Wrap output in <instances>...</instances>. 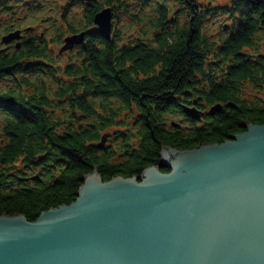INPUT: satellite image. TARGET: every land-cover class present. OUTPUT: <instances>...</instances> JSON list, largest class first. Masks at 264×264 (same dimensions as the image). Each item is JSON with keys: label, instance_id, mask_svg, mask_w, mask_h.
<instances>
[{"label": "trees", "instance_id": "trees-1", "mask_svg": "<svg viewBox=\"0 0 264 264\" xmlns=\"http://www.w3.org/2000/svg\"><path fill=\"white\" fill-rule=\"evenodd\" d=\"M62 1L39 30L45 4L0 0V216L73 203L94 165L140 177L163 146L264 124V0ZM105 8L123 21L111 39L91 31Z\"/></svg>", "mask_w": 264, "mask_h": 264}, {"label": "water", "instance_id": "water-1", "mask_svg": "<svg viewBox=\"0 0 264 264\" xmlns=\"http://www.w3.org/2000/svg\"><path fill=\"white\" fill-rule=\"evenodd\" d=\"M113 16L103 9L91 31L111 39ZM245 128L198 149L162 145L140 177L104 181L94 165L73 203L34 221L1 215L0 264H264V124Z\"/></svg>", "mask_w": 264, "mask_h": 264}, {"label": "rangeland", "instance_id": "rangeland-1", "mask_svg": "<svg viewBox=\"0 0 264 264\" xmlns=\"http://www.w3.org/2000/svg\"><path fill=\"white\" fill-rule=\"evenodd\" d=\"M39 2L41 1L43 4H45V11L44 13H41V14H38L37 17H38V23H40V21H42L39 26H38V29L39 30H42L44 27V29H48V27H46V23L44 22V20H46L47 17H51L53 15H51V10L52 8H54L55 4H56V1L57 2H60L61 0H38ZM65 0H63L62 2H64ZM40 2V3H41ZM122 18H115V21H114V28L115 29H121V25L123 24V21L121 20Z\"/></svg>", "mask_w": 264, "mask_h": 264}]
</instances>
